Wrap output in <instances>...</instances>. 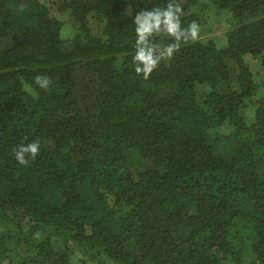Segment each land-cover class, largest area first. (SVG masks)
I'll use <instances>...</instances> for the list:
<instances>
[{"label":"trees","instance_id":"1","mask_svg":"<svg viewBox=\"0 0 264 264\" xmlns=\"http://www.w3.org/2000/svg\"><path fill=\"white\" fill-rule=\"evenodd\" d=\"M167 2L0 0V264H264V97L245 61L264 86V0H208L231 15L225 46L181 42L145 80L132 21ZM177 2L199 24L200 0Z\"/></svg>","mask_w":264,"mask_h":264},{"label":"clouds","instance_id":"2","mask_svg":"<svg viewBox=\"0 0 264 264\" xmlns=\"http://www.w3.org/2000/svg\"><path fill=\"white\" fill-rule=\"evenodd\" d=\"M183 8L177 0H168L165 7H155L138 11L133 19L135 25V53L132 57L134 71L147 80L152 72L162 62L170 61L179 50L181 42H195L200 36V26L193 21L187 27H182L181 17ZM163 34L170 42L163 47H158L154 37ZM35 84L40 89H47L51 83V77L37 75ZM40 152V142L33 140L29 143H21L13 149V157L21 166H27L34 161Z\"/></svg>","mask_w":264,"mask_h":264},{"label":"rangeland","instance_id":"3","mask_svg":"<svg viewBox=\"0 0 264 264\" xmlns=\"http://www.w3.org/2000/svg\"><path fill=\"white\" fill-rule=\"evenodd\" d=\"M58 1V0H53ZM52 16L55 17L60 22H64L66 17L58 14L57 12H53ZM231 15L228 11H219L212 7L208 0H200V36L199 39L203 43H207L209 40L212 41L218 48L225 46L226 44V32L230 28L231 24ZM73 36L72 29L63 25L60 30V39L62 41H66L67 39ZM245 61L249 66L252 74L254 83L258 85L257 95L259 97H264V86H259L261 82V78L258 76L260 72V59L245 57ZM248 113L249 119L253 120V110ZM71 264H101L99 262L90 263L87 261H83L81 257L76 256L71 259Z\"/></svg>","mask_w":264,"mask_h":264}]
</instances>
